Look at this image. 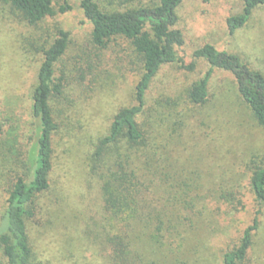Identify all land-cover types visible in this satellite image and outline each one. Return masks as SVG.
Listing matches in <instances>:
<instances>
[{"label":"rangeland","instance_id":"rangeland-1","mask_svg":"<svg viewBox=\"0 0 264 264\" xmlns=\"http://www.w3.org/2000/svg\"><path fill=\"white\" fill-rule=\"evenodd\" d=\"M55 5L58 11L62 5L71 8L36 26L0 0V219L35 137L32 106L41 49L62 28L71 33V40L56 65L61 92L51 99L59 125L53 136L51 185L38 196L29 221L34 261L110 264L102 236L126 228L122 219L105 211L89 163L118 109L136 103L140 64L123 40L105 50L91 43V26L77 0H55ZM101 5L109 10L124 7L118 0H102ZM242 7L243 0H185L181 8L186 42L180 55L196 66L188 70L180 63L164 65L146 96L140 121L152 130V145L135 147L134 158L140 174L151 182L148 197L156 212L149 208L146 217L152 219L126 230L136 264H222L225 251L239 243L256 215L259 227L242 264H264V203L250 185L253 170L264 166V126L228 71H214L206 103L188 97L190 87L209 68L194 51L208 42L238 53L264 73V7L256 8L248 23L230 34L227 18ZM173 208L175 215L190 218L172 233L175 239L167 229L157 228L158 212L166 216Z\"/></svg>","mask_w":264,"mask_h":264},{"label":"trees","instance_id":"trees-1","mask_svg":"<svg viewBox=\"0 0 264 264\" xmlns=\"http://www.w3.org/2000/svg\"><path fill=\"white\" fill-rule=\"evenodd\" d=\"M3 1L27 23L36 26L47 17L71 8L62 5L58 11L55 0ZM77 1L91 26V43L105 50L113 41L123 40L131 47L140 64V78L135 85L136 103L118 109L108 133L98 140L89 163L90 174L100 183L105 211L116 220L122 219L127 230L137 222L152 219L146 217L145 211L149 208L156 212L148 197L151 182L144 179V174H140L134 158L138 153L135 147L152 145V130L140 121L147 104L148 90L164 65L180 63L188 70L196 66L194 61L189 63L180 55L186 42L181 26V8L185 0H152L136 6L128 5L133 0H118L124 7L114 10L104 8L102 0ZM259 7H264V0H243L241 12L227 18L229 33L233 34L244 27ZM70 40L71 33L61 28L56 37L41 49L43 61L32 106L36 120L35 137L26 158L21 161L22 172L14 179L0 219V252L4 264H36L29 221L36 213L38 196L51 185L53 136L59 128L53 116L51 99L61 92V85L55 78L56 65L66 53ZM194 57L206 59L209 68L188 91V97L193 103L204 104L208 101L213 73L216 69H222L233 74L239 92L257 121L264 126L262 71L250 67L238 53L210 42L195 49ZM250 185L257 200L264 203V166H257L253 170ZM173 201L178 202L176 198ZM172 206L175 207V204ZM175 209L168 211L166 216L157 211L158 231L167 229L174 239L176 235L173 234L179 230L180 225L190 220L175 215ZM257 216L245 228L239 243L225 251L222 264H242L248 259L259 227ZM126 230L124 233L102 236L110 264H136Z\"/></svg>","mask_w":264,"mask_h":264}]
</instances>
